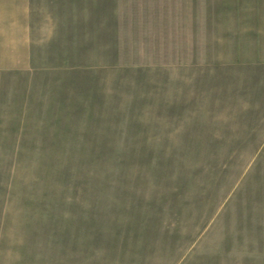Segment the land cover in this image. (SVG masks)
I'll list each match as a JSON object with an SVG mask.
<instances>
[{
    "label": "rangeland",
    "instance_id": "obj_1",
    "mask_svg": "<svg viewBox=\"0 0 264 264\" xmlns=\"http://www.w3.org/2000/svg\"><path fill=\"white\" fill-rule=\"evenodd\" d=\"M0 264H264V0H0Z\"/></svg>",
    "mask_w": 264,
    "mask_h": 264
},
{
    "label": "crops",
    "instance_id": "obj_2",
    "mask_svg": "<svg viewBox=\"0 0 264 264\" xmlns=\"http://www.w3.org/2000/svg\"><path fill=\"white\" fill-rule=\"evenodd\" d=\"M17 1H20V0H17ZM4 23H6V22L4 21Z\"/></svg>",
    "mask_w": 264,
    "mask_h": 264
}]
</instances>
